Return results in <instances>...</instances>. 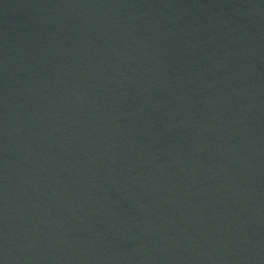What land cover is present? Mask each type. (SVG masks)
I'll return each mask as SVG.
<instances>
[{
	"label": "water",
	"instance_id": "water-1",
	"mask_svg": "<svg viewBox=\"0 0 264 264\" xmlns=\"http://www.w3.org/2000/svg\"><path fill=\"white\" fill-rule=\"evenodd\" d=\"M0 264H264V0H0Z\"/></svg>",
	"mask_w": 264,
	"mask_h": 264
}]
</instances>
